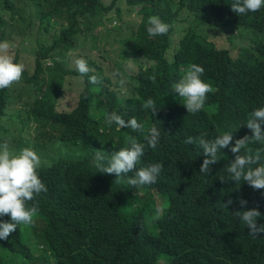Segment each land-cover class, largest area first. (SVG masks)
<instances>
[{"label": "trees", "instance_id": "16d2710c", "mask_svg": "<svg viewBox=\"0 0 264 264\" xmlns=\"http://www.w3.org/2000/svg\"><path fill=\"white\" fill-rule=\"evenodd\" d=\"M231 3L0 0V41L17 20L26 27L23 41L35 34L20 53L30 54L34 62L32 68L22 69V89L13 91L14 82L0 88V131L12 127L18 140L30 139L40 146L52 141L50 154L56 158L54 165L38 167L46 190L35 195L36 201L26 202V207L34 204L38 211L31 223L18 224L0 240V264H264V234L252 237L233 214L241 209L237 198H243V207L257 208L261 216L256 223L264 224V189L219 178L227 175L225 169L236 155L227 147L218 151L206 173H200L204 154L194 142H184L189 135L194 140L201 135L212 139L224 131H231L233 140L251 136L247 117L264 104V8L244 17L231 10ZM136 8L142 23L140 29L129 30L127 37L133 43L123 42L124 37L119 40V34L112 39L110 23L127 24L125 11ZM149 15L166 22L168 31L148 35ZM177 27L181 29L174 45ZM218 34L232 44L230 50L209 40ZM80 46L91 56L85 58L89 72L83 76L75 71L73 55L68 53ZM130 54H135L139 71L127 75L122 86L120 77L114 79L93 61L116 63L115 57L126 61ZM191 63L204 69L201 79L210 85L196 113H187L182 98L169 87ZM89 75H96L98 82L89 83ZM68 76L84 90L70 114L58 113L54 106ZM97 90L105 94L104 105L90 116ZM147 98L158 103L154 113L142 107ZM18 104L20 110L11 109ZM26 108L29 112L22 114ZM111 112L137 119L144 129L153 123L161 128L157 146L145 147L137 163L143 167L161 162L155 183L131 186L126 176L97 169L98 150L110 155L127 146L129 135L143 142L141 133L106 124L105 113ZM7 117L17 121L7 122ZM79 141L84 142L82 157L75 146ZM245 149L264 159V141L250 140L238 154H248ZM156 196L164 205L148 223L146 216L158 208ZM229 199L232 203L226 204ZM0 220L11 222L7 214ZM25 231L34 235L32 245L26 243Z\"/></svg>", "mask_w": 264, "mask_h": 264}, {"label": "clouds", "instance_id": "9594fccd", "mask_svg": "<svg viewBox=\"0 0 264 264\" xmlns=\"http://www.w3.org/2000/svg\"><path fill=\"white\" fill-rule=\"evenodd\" d=\"M230 7L237 14L256 12L264 8V0H232ZM129 15H135L140 19L135 23L140 29L142 17L136 11L130 12ZM168 27V24L156 15L147 17L146 32L150 36L164 34L168 31ZM7 47L6 42H0V48L6 49ZM22 69L23 65L14 62L11 56L0 55V88H6L18 81ZM74 69L82 76L89 72L88 64L83 58L74 60ZM203 72L204 69L201 66L191 63L183 75L169 86L176 97L182 98L180 103L183 104L187 113L200 111L205 103L206 93L210 91V85L201 79ZM87 79L91 84L98 82L96 75H89ZM157 104L152 98H147L142 107L154 113ZM104 122L109 125L114 123L117 129L123 127L141 133L143 142H138L129 135L127 146L111 151L110 155H105V151L98 150L95 153L97 169L104 173H114L115 177L126 176V182L131 186L155 183L162 169L161 162L157 161L143 167H137V163L143 156L145 147L155 148L157 146L161 128L153 123L144 129L137 119L133 117L124 119L116 112L105 113ZM245 124L251 130V136L245 135L233 140L231 131H224L212 139L201 135L194 140L189 135L184 142L186 144L194 142L204 154V159L199 166L200 173H206L210 164L217 161L218 151L227 147L236 155L225 169L227 175L219 178H227L235 183H247L253 189H264V159L259 154H250L247 149L245 152L248 154H238L250 140L264 141V131L261 130V124H264V104L251 110ZM39 166V156L32 148L21 147L17 152L10 153L6 147L0 146V216L7 214L11 221L0 220V240L5 239L10 232L17 228L18 224L31 223L33 214L38 211L34 204L26 207V202L33 200L34 195L46 190L45 184L37 174ZM129 173L131 175H127ZM225 203L231 204L232 201L229 199ZM237 203L241 205V209L233 214L243 226H247L248 234L252 237L264 234V224L256 223L257 217L261 216L257 208L245 209L243 206L246 201L243 198H237Z\"/></svg>", "mask_w": 264, "mask_h": 264}, {"label": "rangeland", "instance_id": "374dc122", "mask_svg": "<svg viewBox=\"0 0 264 264\" xmlns=\"http://www.w3.org/2000/svg\"><path fill=\"white\" fill-rule=\"evenodd\" d=\"M136 10H137V8L134 11H136ZM26 12H27V10H26ZM242 15L244 17H248V16H250V12L244 13ZM125 17H128V20H125L127 22V24H125V25H123V23L121 21L119 24H117L113 21L110 23L109 29H111V32H110L111 38L116 39V38H114V36L119 34V40L122 37H124L122 39L123 42L131 43L132 39H129L127 37V35H129L130 29H136V30L138 29V26L135 23L139 22L140 19L135 15L130 16L127 10L124 13V19H125ZM107 25H108V23H107ZM110 26H111V28H110ZM115 28H120V29L115 30ZM25 29H26V27L24 25H21L18 22V20L14 24L12 23V28L10 30V33L5 32L3 40L0 41V42H6L8 45V47L6 49L0 48V55H9L13 58L14 61H15V59H17V63H20L21 65H23V69H28V68L33 67V64H34L33 58L30 54L21 55L20 53L23 52L27 48V46L29 45V42L31 41L32 38H34L35 34L30 33L28 35L29 39L26 41H23L21 38L25 34ZM180 29H181L180 27H177V31L172 38L174 45H176L178 40H179V30ZM99 30H101V27H99ZM243 38L249 39L247 36H243ZM252 39H254V37H252ZM209 40L212 41L216 45V47L219 49L230 50V47L232 46L231 43H228L226 41V37H223L222 34H218L215 36L210 35ZM111 42H114V41H111ZM118 45L121 46L120 44H118ZM84 49H85V46H80L78 49H72L68 52L69 54L73 55V65H74V60L76 58L85 59V58L91 57L90 53L85 55L86 49L85 50ZM231 51H232V54H234V55L236 54L235 51H233V50H231ZM17 54H19V56H17ZM126 58H128V59H126V61H124V59L121 58V56L115 57L116 63H114L112 61H102V59H97V58H93V61L96 63V66L99 67L101 70H103L105 72H109L110 75L114 77V79H116L117 77H120L122 80L119 83V85L122 86L125 84L124 78L127 77V75L133 77V76H136L138 74V71H139V63H138L137 59H135V54H130ZM91 65H93V63H91L90 66ZM120 66H121V69L123 71L120 69ZM66 81H67L66 87L63 90L62 96H60L58 98V100L56 101V106H54V109L58 113L66 112V114H70L78 106L80 94L83 92L84 89H83V87L77 86L76 83L72 82L71 76L66 77ZM12 88H13V91L19 92L22 89V80L19 79L18 81H15L12 85ZM96 94L97 95L94 98L93 103H91V106L89 108V115L90 116L95 115V111L97 109L102 108L104 105L105 94H102L101 90H97ZM91 99H93V97L89 96L88 100H91ZM11 109L12 110H20L21 106H20V104L14 105V106H12ZM28 112H29L28 108L22 109V114H26ZM6 121L7 122L17 121V117H7ZM99 122H102V120H99ZM20 125H21V123H20ZM6 128L9 130L8 131H0V138L3 139L2 147H6L10 153L17 152L21 147H30L39 156L40 167L50 166L56 162V158H54V156L50 154L53 150L52 141H49L48 146H46L47 143H45L44 146H40L38 143H34L30 139L18 140V138L16 137L17 132H14L12 127H6ZM9 141H15V142L9 143ZM75 146H76L77 153L82 157L85 153L84 142L79 141V142H77V144H75ZM66 156L67 155L65 154L64 158ZM140 194L144 195V193H142V192ZM156 198H157V204H158L157 209H159V210L158 211L152 210L146 216V220L148 221V223H152L155 220L157 214L159 212H161L163 205H164V200L158 198L157 196H156ZM34 201H36L35 195H34L32 202H34ZM167 204L168 203H166V206H167ZM133 207H134V204H133ZM24 233L26 235V243L28 245H32L35 241L34 235L28 231H25ZM40 248H42V247H40Z\"/></svg>", "mask_w": 264, "mask_h": 264}]
</instances>
